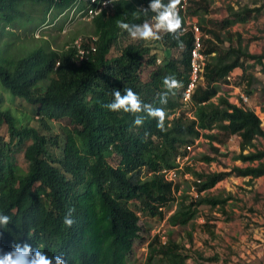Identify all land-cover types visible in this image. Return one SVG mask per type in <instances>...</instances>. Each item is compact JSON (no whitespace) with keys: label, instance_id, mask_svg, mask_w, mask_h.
Instances as JSON below:
<instances>
[{"label":"trees","instance_id":"1","mask_svg":"<svg viewBox=\"0 0 264 264\" xmlns=\"http://www.w3.org/2000/svg\"><path fill=\"white\" fill-rule=\"evenodd\" d=\"M24 1L53 2L0 0V21L11 22L23 16L18 4ZM74 1L57 0L56 5L67 8ZM205 1L188 0L185 13L179 10L183 25L188 14L207 10L206 5H201ZM119 3L91 20L93 34L97 36L96 50L79 64L75 63L70 46L51 54L38 47L17 58L10 67L0 63V86L11 96L32 105V113L38 117L36 126L22 123L0 105V213L11 217L10 224L0 229V249L4 251L11 250L14 242L29 243L49 256L64 255L66 264H128L127 257L141 231L139 215L128 204L138 199L146 213L162 216L158 206L172 197L171 186L155 171L172 166L173 157L183 145L200 135L223 143L219 132L203 133L217 126L226 138L234 134L240 137L241 160L251 163L264 156V150L243 153L253 146L256 137H264L259 117L243 105L230 103L223 95L212 101L216 87L203 90L193 99L194 119L182 115L169 117L180 105L181 89L175 96L169 94L166 105H159L158 94L166 91L162 83L165 76H174L183 85L187 81L192 34L187 30L180 37L183 48L171 34H161L162 43L179 50L180 56L157 67L156 53L142 41L129 43L113 53L111 47L118 33L124 31L117 27L118 21L142 23L153 15L144 16L137 11L140 6H132L121 9L111 26L110 19ZM141 3L146 8L149 0ZM228 8V18L221 21L224 25L244 22L261 10L248 6ZM205 30L219 38V34ZM204 40L203 53L206 59L210 56L202 73L207 80H224L237 67L244 74L245 60L263 63L264 53L253 54L232 44L221 48L212 43L204 48ZM56 61L59 64L54 67ZM145 66H154L149 72V84L142 77ZM40 83L44 87H39ZM125 88H131L144 103L164 108L166 131L158 130L151 118H146L142 126H134L133 114L112 112L105 107L112 102L114 90L123 94ZM46 120L62 122L64 141L59 156L51 151V147H57L59 136L53 135ZM2 129L6 131V139ZM17 151H22L27 163L24 172L14 161ZM115 152L117 162L112 164L108 158ZM202 160L210 162L213 157L206 155ZM142 168L146 175L151 172L145 179L134 176ZM230 171L253 179L264 174V164L233 166ZM224 174L227 172H195L201 180L198 189L209 190ZM223 200L220 195L206 192L180 204L168 222L184 226L195 217L200 205L213 207ZM69 210L74 220L71 227L63 223ZM19 234L23 236L16 241ZM171 237L163 244L155 235L149 241L144 264H187L188 255Z\"/></svg>","mask_w":264,"mask_h":264},{"label":"rangeland","instance_id":"2","mask_svg":"<svg viewBox=\"0 0 264 264\" xmlns=\"http://www.w3.org/2000/svg\"><path fill=\"white\" fill-rule=\"evenodd\" d=\"M141 5V0H125L124 3L122 1L116 7L115 15L110 19L109 24L111 26L115 24L121 9ZM201 5L203 7L206 5L207 10L198 9L196 13L188 14L190 16L188 18L197 22L204 30L207 29L219 34V38H215L213 34L203 30L204 48L211 46L212 43L221 48L232 44L234 47L240 46L253 54L264 53V0H206ZM18 6L23 11V16L16 17L11 22L0 21V63L9 67L17 58L38 47L51 54L64 49L77 35L88 36L94 33V24L91 20L77 17V12L82 8V2L74 11L72 7L63 9L57 5L41 1H24ZM229 6H232L233 9L243 6L260 7L261 10L244 22L237 21L231 25H224L221 21L228 18ZM138 41L140 40H133L127 32L120 31L111 50L113 53H117L123 46ZM142 43L148 45L156 53V67L163 65L170 58L178 59L180 56L179 50L167 47L161 40L142 41ZM209 58L208 55L207 61ZM244 66L245 73L242 74L243 70L240 67L241 73L238 74L234 84L240 86L239 88H242L249 97V103L244 106L254 110L263 93L264 66L263 63L261 66L253 60H245ZM153 68L154 66H145L142 71L143 80L147 84L150 83L148 76ZM184 71L183 69V76H185ZM154 75L155 72L150 78ZM38 85L44 87V83ZM212 87L217 89L216 95L211 98L214 102H216L218 95H227L230 90L224 80L217 82L207 80L203 74L197 84L193 99L196 100L203 90ZM180 89L176 90L175 94L179 93ZM0 105L2 108H8L21 119L22 123L38 125V117L32 113L34 107L22 99L11 96L1 86ZM189 108L183 106L185 111H189ZM46 121L53 131V135L59 136L57 147H51V151L59 156L64 141L61 130L62 122ZM205 132H219L223 141L227 142L228 140L225 134H221L217 126ZM1 133L6 139L5 129H2ZM203 138L206 137L203 135ZM233 141L230 142L231 144H224L214 140L219 145L208 144L204 153H196L194 157V169L197 171L227 172L208 192L211 195H220L224 199L223 202L213 207L206 204L200 205L195 217L184 226H177L170 222L164 225L163 230L166 233V238L171 235V239L176 240L181 245L183 252L188 255L187 264H264V177L249 179L230 171L233 166L244 167L248 165L247 161L239 158L237 151L231 149ZM249 148L251 147L245 150ZM114 150L117 151L118 148L116 147ZM228 150L231 152H227ZM116 153L108 158L112 164L117 162ZM206 155L213 157L211 160L213 163L199 164L203 156ZM14 161L21 172L26 170L27 163L23 158L22 151H17L14 154ZM134 176L145 179L149 175H146L145 168H142L136 171ZM187 186V181L181 182V193L186 190ZM185 196L171 197L165 204V212L170 216L180 204L189 202ZM128 205L137 212L141 224L139 237L135 239L131 253L127 257L128 263L131 264L140 256L147 255L148 241L151 240L152 231L158 227L161 219L146 213L138 199L130 201Z\"/></svg>","mask_w":264,"mask_h":264},{"label":"clouds","instance_id":"3","mask_svg":"<svg viewBox=\"0 0 264 264\" xmlns=\"http://www.w3.org/2000/svg\"><path fill=\"white\" fill-rule=\"evenodd\" d=\"M119 1L120 2L123 1L124 3L125 0L115 1L112 6L101 9L97 14L93 15L92 17H88L82 12V10L87 6L89 0H75L69 7H72V10L74 11L78 6V4L82 2V8L77 12V17L80 16L79 18H82L84 20H92L94 17L98 16L102 11L107 10L109 8H114L116 3ZM56 2L57 0H53L51 4L56 5ZM180 4H181V0H167V3H165L164 0H149V3L146 8L140 6L139 8H137V11L142 13L144 16H148L149 13L153 14L150 20L146 19L142 23H131V24L125 23L123 21H118L117 27L126 31L133 40H140L145 42L160 41L162 39L160 33H168L171 34L179 42V46L183 48L184 47L183 42L180 41V37L184 34L183 18L180 15V11H179ZM67 8H63V9H67ZM184 23H185V19H184ZM78 36H82L85 38H89L91 36L96 37V40L94 41L95 50H96V42H97V36L91 33V35L88 36L77 35L72 39L70 44L66 45V47L70 46L73 49V58L76 64H79L81 61L85 59L84 58L80 61H77V57L75 56L76 50L73 46V41ZM58 64L59 61H56L54 67L58 66ZM186 82L183 85L181 81H179L178 79H176L174 76L171 75L165 76L163 78L162 83L166 91L158 94L159 105H166L168 103L169 94L174 95L175 91L181 88V95L179 98L180 105L174 111V113H172L171 116H169L170 118L172 116L182 115L185 118L194 119L195 104L193 101V94L195 90L191 96V102H190L191 106H189L190 107L189 111H185L183 109L184 105L181 101V97ZM112 95H113L112 102L105 105V107L108 110L112 112L123 111L124 113L133 114L134 119L132 123L134 126H142L146 118H151L156 121V127L158 130H160L161 132L167 130L165 127L167 114L163 107L154 106L152 103H144L141 100L140 96L136 92H134L131 88H125L123 90V94L120 90L116 89L113 91ZM188 112L193 113L192 118L187 115ZM141 113H143L144 115H140ZM164 167H168V166H163L155 171L157 174L160 175L161 179H163V177L160 174V170ZM147 174L150 175L151 172H148ZM171 195L172 197H175L172 194V190H171ZM161 207H166V206L165 205L158 206V209L160 211H161L160 209ZM161 213L163 215L162 211ZM161 217L159 219H161ZM10 222H11V217L9 215L0 213V229H3L4 227L8 226ZM63 223L68 227H71L73 225L74 220L72 219V210H69V212L65 215L63 219ZM21 236H23V234H19L18 238H16V241H19ZM154 236L155 235L152 236L151 234L150 239H152ZM63 257L64 255L62 254L49 256L39 246L36 249H33L29 243L14 242L11 250L4 251L3 249H0V264H66V260Z\"/></svg>","mask_w":264,"mask_h":264},{"label":"built area","instance_id":"4","mask_svg":"<svg viewBox=\"0 0 264 264\" xmlns=\"http://www.w3.org/2000/svg\"><path fill=\"white\" fill-rule=\"evenodd\" d=\"M117 0H89L87 6L82 10V12L87 15L88 17H92L93 15L97 14L101 9L106 7L112 6L113 3ZM188 6V0H181V4L179 6V10L182 13H185L186 7ZM185 23L183 25L184 33L187 30H190L192 34V47L190 49V60H189V71L187 82L183 90V94L181 97V101L184 107L191 106V96L195 90L196 85L199 83V80L202 77V73L204 70V66L206 63V55L203 53L202 48V40L204 37V33L200 29L197 22L192 19H189L187 16L184 18ZM96 37L91 36L89 38H85L82 36H78L73 41V46L76 50L75 56L77 57V61H80L86 58L90 53L95 51L94 41ZM235 81V74L228 73L225 76V82L228 84L229 87L232 88L231 85L234 84ZM237 94V103L238 105H246L249 103L248 95L242 91V89L236 92ZM228 100V99H227ZM187 115L189 117H193L192 112H188ZM202 135L198 136L193 140V142L183 145L174 156L173 165L164 167L160 170V174L163 177L165 182L170 183L172 194L175 197L181 195H187L189 199H196L200 195H203L209 190H199L198 184L201 182L200 177L195 175V172L200 173H208L213 171H205V170H196L195 168V161L194 157L196 153L205 152V149L209 143V140L206 138L201 137ZM210 162H205L204 160H200L199 164L205 165ZM188 182V186L186 190H183L181 193V182ZM163 212L161 217V222L158 224V227L152 231V236L157 235L160 241L164 244L166 241V233L163 230L165 223L168 224V217L169 215L165 212V207L160 208ZM145 256L139 257L135 260L132 264H144Z\"/></svg>","mask_w":264,"mask_h":264},{"label":"crops","instance_id":"5","mask_svg":"<svg viewBox=\"0 0 264 264\" xmlns=\"http://www.w3.org/2000/svg\"><path fill=\"white\" fill-rule=\"evenodd\" d=\"M206 61H207V59H206ZM260 65V64H259ZM262 66V65H261ZM263 66H264V62H263ZM229 73H232V74H235V81H236V79L238 78V74H240L241 73V68H239V67H237V68H234L232 71H230ZM264 78V77H263ZM264 80V79H263ZM224 81H225V79H224ZM234 81V82H235ZM227 86H228V84H227ZM232 86V88L231 87H229L228 86V88H230V90L227 92V95H224L223 94V96L226 98V99H228V101L230 102V103H232V104H235V105H237V106H239L238 105V101H237V99H236V97H237V94H236V92L240 89L239 87L240 86H238L237 84H233V85H231ZM242 89V88H241ZM240 89V90H241ZM263 89V88H262ZM242 91H243V89H242ZM262 95H261V100H260V102H259V104L255 107V109L253 110L254 112H255V114L259 117V119H260V126H261V128H262V130L264 131V89L262 90ZM256 94V93H255ZM252 110V109H251ZM205 131H207V130H203V133H207V132H205ZM205 136V135H204ZM201 137H203V135L201 136ZM233 137V138H232ZM235 137V138H234ZM207 140H209L208 138H206ZM232 140H234L233 141V143H232V147H231V149H233L234 151H237L238 153L240 152V148H239V140H240V137L238 136V135H230L229 137H228V140H227V142H223L224 144L226 143V144H231L230 142L232 141ZM253 142H254V144H253V146L251 147V148H249L248 150H244L243 151V153H246V152H248L249 150L250 151H262V150H264V137L263 136H258V137H256L254 140H253ZM209 143L210 144H217L216 142H214V140H212V141H210L209 140ZM217 145H219V144H217ZM227 152H231V150H228ZM211 163H213L212 161H210V163H207V164H211ZM259 163H263L264 164V156L262 157V158H260V159H257V160H254L253 162H251V163H249L248 162V164H250V165H254V166H256V165H258ZM207 164H205V165H207ZM246 166V165H245ZM248 178H249V176H247ZM260 177H264V174H262V175H259V176H257V177H255V178H253V179H256V178H260ZM250 179V178H249Z\"/></svg>","mask_w":264,"mask_h":264}]
</instances>
